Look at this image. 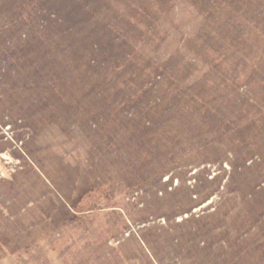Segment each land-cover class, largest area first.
I'll return each instance as SVG.
<instances>
[{
	"label": "rangeland",
	"instance_id": "rangeland-1",
	"mask_svg": "<svg viewBox=\"0 0 264 264\" xmlns=\"http://www.w3.org/2000/svg\"><path fill=\"white\" fill-rule=\"evenodd\" d=\"M0 264H264V0H0Z\"/></svg>",
	"mask_w": 264,
	"mask_h": 264
}]
</instances>
